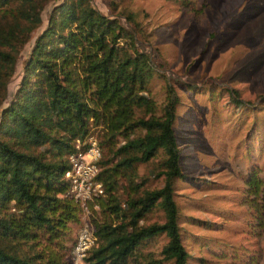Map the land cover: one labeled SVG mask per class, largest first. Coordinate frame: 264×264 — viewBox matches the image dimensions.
<instances>
[{"label":"trees","instance_id":"trees-1","mask_svg":"<svg viewBox=\"0 0 264 264\" xmlns=\"http://www.w3.org/2000/svg\"><path fill=\"white\" fill-rule=\"evenodd\" d=\"M51 5L10 98L21 55ZM120 17L130 29L90 0H0V264H71L69 237L82 209L66 173L77 142L86 150L95 129L102 131L94 136L102 151L97 181L106 191L96 203L105 217L88 262H189L175 200L185 179L175 128L180 99L172 88L161 106L152 99L158 71L141 50L135 15ZM148 164L162 188L140 176ZM262 184L252 176L249 187L253 207L264 210ZM157 208L163 224L148 222ZM157 236L168 239L161 259L143 249Z\"/></svg>","mask_w":264,"mask_h":264},{"label":"rangeland","instance_id":"rangeland-1","mask_svg":"<svg viewBox=\"0 0 264 264\" xmlns=\"http://www.w3.org/2000/svg\"><path fill=\"white\" fill-rule=\"evenodd\" d=\"M90 2L105 16H118L128 29L131 25L120 16L135 15L141 50L158 71L152 99L161 106L169 88L180 99L175 128L185 179L175 185V200L188 264H264V210L253 207L249 187L257 176L264 189V0ZM52 7H46L42 28L21 55L10 98ZM100 131L95 129L85 143ZM155 167H139L140 176L150 178V189L164 186L152 175ZM256 201L262 204L261 198ZM88 213L82 210L81 223L69 237L71 264H90L87 257L97 244L96 224L105 216L96 202ZM86 221L94 242L87 241L91 248L82 263L75 251ZM148 222L163 224V211L157 208ZM167 241L166 236L150 239L144 253L161 259Z\"/></svg>","mask_w":264,"mask_h":264},{"label":"built area","instance_id":"built-area-1","mask_svg":"<svg viewBox=\"0 0 264 264\" xmlns=\"http://www.w3.org/2000/svg\"><path fill=\"white\" fill-rule=\"evenodd\" d=\"M78 143L77 152L70 157L71 170L66 173V180L70 183L72 194L81 204L82 210L86 212L87 216L89 215L90 204L96 202L104 194L103 184L97 181L102 151L97 139H91L86 150L83 149L81 142ZM89 228L90 226L86 221L82 229L84 236H82L75 251L78 262L83 263L87 251L91 248V244L88 242H94L90 238L92 235Z\"/></svg>","mask_w":264,"mask_h":264}]
</instances>
